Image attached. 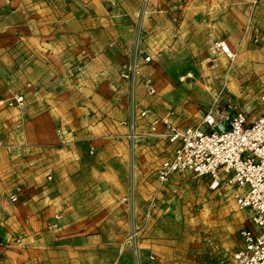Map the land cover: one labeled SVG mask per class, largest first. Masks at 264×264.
<instances>
[{"label": "rangeland", "instance_id": "374dc122", "mask_svg": "<svg viewBox=\"0 0 264 264\" xmlns=\"http://www.w3.org/2000/svg\"><path fill=\"white\" fill-rule=\"evenodd\" d=\"M193 3L176 0L170 31L151 29L164 41L157 47L143 22L153 25L159 0H0V96L26 99L25 115L0 111V264H224L239 247L248 210L189 173L161 186L156 172L171 149L139 118L145 109H171L192 126L213 105L250 120L264 112V42L243 56L241 39L234 61L221 56L214 45L222 32L212 37L184 22ZM256 7L264 13V3ZM133 59L134 107L121 77ZM131 118L135 137H120L128 129L116 124ZM71 149L75 207L38 208L35 223L25 214L14 219L22 203L30 209L32 196L52 186L53 161ZM113 153L123 162L108 170ZM17 189L23 198L11 203Z\"/></svg>", "mask_w": 264, "mask_h": 264}, {"label": "built area", "instance_id": "2783aa9c", "mask_svg": "<svg viewBox=\"0 0 264 264\" xmlns=\"http://www.w3.org/2000/svg\"><path fill=\"white\" fill-rule=\"evenodd\" d=\"M143 2L148 4L149 0ZM214 47L221 56L231 61L236 58L228 43L219 41ZM150 61L151 57H146L145 62ZM137 69V60L133 59L121 71L122 79L131 87L132 107ZM147 92L155 94L152 83H147ZM258 100L264 105V93ZM25 108L23 93L0 97V111L13 109L23 113ZM139 118L152 132L160 129L159 136L171 149L156 172L161 186L167 185L175 174L189 173L208 180L211 190L227 194L237 210H248L250 227L241 231L239 247L224 264H264V112L250 120L243 111L230 107L221 110L213 105L192 126L182 125L171 109L162 115L145 109ZM118 126L128 129L129 139L135 137L132 118L119 121ZM10 202H18L17 193L10 196ZM59 219L56 215L55 220Z\"/></svg>", "mask_w": 264, "mask_h": 264}, {"label": "crops", "instance_id": "0c3cea01", "mask_svg": "<svg viewBox=\"0 0 264 264\" xmlns=\"http://www.w3.org/2000/svg\"><path fill=\"white\" fill-rule=\"evenodd\" d=\"M159 2H164V5L163 8L159 7V9L153 11L154 13L152 17L155 19V21L152 22L153 25L150 23V19L143 22L148 35L150 34L151 29L156 32H167L172 29L173 25H175L176 13L174 12V4L176 0H159ZM193 2L192 6L189 5L184 9L183 17L185 23L192 22V25L198 33L206 32L214 37L218 31L222 32V34L225 35L222 41L228 43L233 51L238 47L240 40H244L240 48L243 56H247V54L250 53L249 50L254 47L253 44L259 40L260 42H264V20H262L264 17L261 19L260 16H256V14H262V16H264V13L255 12V9H258L256 5L264 3V0H222L221 7H218L220 4L216 0H211V2L210 0H193ZM160 5L162 6V3ZM169 6H171V8ZM261 12H264V9H262ZM253 16L255 17L254 23H252ZM259 17L261 20L258 19ZM255 19L259 20L258 25H256ZM147 42L148 44L152 43L153 46L156 45L157 47L164 43L160 36L150 37V35ZM24 111L22 113L23 115H25L26 112ZM15 112L20 115L16 110ZM116 126L118 131H121V128L125 129L117 124ZM121 134L120 137L128 139L123 132ZM115 137L119 136L116 135ZM74 153V150L71 149V152L69 153L62 151L59 154V157L53 161L55 163L51 165L54 172L52 173V179L54 181L52 186L43 188L41 190V196H32L31 199L34 202L30 203V209L27 210V202L22 203V207H19L20 212L16 217H13L14 219H20V214H25L26 217L30 218V222L35 223L34 221H37L38 219L36 215L38 208L49 206V208L52 209L61 206L71 209L72 207H75V204L77 203L76 201L79 199V192L74 182L79 167L76 162L77 156L72 155ZM105 160L111 161L108 167L109 170L114 165L118 166L119 164H122L123 157H119L118 154L113 153L111 157H108ZM97 190L98 196H103L102 198L104 201L108 200V198H110L109 200L111 201L113 200V198L106 194L108 193V190H106L104 194L101 190ZM94 191L95 190H93V192ZM19 192L20 189H17L16 191H13L10 196L17 193L18 200H21L23 195ZM28 202H30V200Z\"/></svg>", "mask_w": 264, "mask_h": 264}]
</instances>
